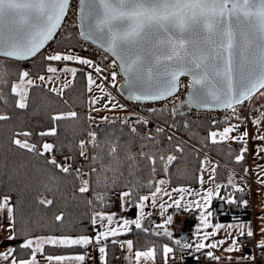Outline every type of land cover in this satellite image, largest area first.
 Listing matches in <instances>:
<instances>
[{
	"label": "snow or ice",
	"instance_id": "obj_1",
	"mask_svg": "<svg viewBox=\"0 0 264 264\" xmlns=\"http://www.w3.org/2000/svg\"><path fill=\"white\" fill-rule=\"evenodd\" d=\"M72 0H0V103L8 104V99L3 88L7 85L9 70L6 67L9 61H27L40 57L44 61V72L38 75L37 79L41 84H36L30 78L29 70L19 72V81L11 84V95L16 97L15 107L26 109L28 107L29 91L32 88L44 87L47 91L63 97L64 92L72 87L77 77V73L83 71L81 68L69 67V62H75L86 66L90 71L85 72L86 90L91 93L95 87L101 95L89 96L90 126L94 129L99 125L95 122L92 111L123 109L125 106L119 104L111 93L106 91V85L111 83L115 87V82L119 74L125 77L124 83L128 85V99L137 102H163L176 97L182 87L181 78L189 77L187 88L188 98L184 102L188 108H222L231 110L233 116L240 123L231 124L222 129L209 130L206 139L211 144L224 143L229 140L242 142L244 147L239 150L235 160L237 163L243 161L248 152L247 138L249 132L244 131L240 135L236 133L246 119H251L252 123L259 126L264 120V105L259 108L252 107L250 112H260L258 116L243 117L239 115V107L254 98H264V0H77V20L78 35L82 40L96 44L109 54L112 59L105 67H101L90 58L76 54L72 48L66 51H50L44 54L46 45L52 41L57 32L64 25L66 17L71 11ZM107 59V55L104 57ZM54 62L62 67L53 66ZM119 68V73L114 70ZM108 74L105 75L104 73ZM58 73H68L71 80H66L62 86L48 87L49 83L59 80ZM67 103V101H65ZM100 105V107H97ZM183 106V105H181ZM165 111H170L171 116L183 115L179 112L175 102L169 108L168 103H164L161 108H148L147 112L153 115ZM79 113L75 110L68 112H58L51 116L53 126L35 133L38 137H55L58 132L59 121L76 120ZM11 117L7 112H0V121H8ZM225 117V122L228 121ZM101 122L116 124L119 122V134L116 130L108 132L103 141L98 139V131L92 130L87 133L88 139H80L77 145L78 153L84 160L88 159V148L99 149L92 156L93 164L100 162V172L112 171L124 175L121 169L127 167L128 176L136 177L138 172L148 170L153 179L146 183L136 178L124 186V190L119 193L121 201V211L126 212L129 207H135L139 211V216L135 219H123L122 223L116 221V213L105 212L103 210L94 211L91 224L94 234H66L32 236L25 239L18 247L29 250L27 258H18L17 246H9L6 251L0 252V259L6 264H41L37 259L38 254L43 256L45 264H84L86 256L89 255L87 249L95 245L100 264H107L108 241L112 244L119 243L121 248H127L130 254L126 259L128 264H154L157 257V247L149 246L144 250L134 251L133 240L118 241L116 237L122 235L123 231H131L129 225H135L136 229L143 232H153L156 236L173 237L170 225L174 221V215L167 213L168 209L175 212L190 211L192 208L200 212V224L197 225V241L195 244L183 242L181 239L174 241L175 245L182 250H192L190 253L195 259L199 256L195 253L205 249H216L225 244V239L213 240L206 243L209 238L215 237L220 229H237L236 234L226 233V238L231 241L227 248V253L240 252L244 248V240L252 239L256 233L253 231L251 221L245 224L224 225L221 223L211 224L210 218L213 216L211 204L213 196L218 195L221 188H227L233 184L232 176H229L227 184H215L213 188H208L204 195L199 192L198 200H186L185 195H193L191 188L179 187L171 191L181 193L178 197H173L171 192L160 187L169 183L165 179L155 180L157 173V163L161 165L165 175L169 174L170 167L177 161L175 154L164 155L163 148L160 147V136L165 129L156 126L154 129L148 128L150 120L145 115L130 113L125 117H101ZM213 126L218 124L213 120ZM185 128L189 127V122H183ZM128 129V139L124 140L123 129ZM143 127L142 133L138 129ZM170 127L175 128L173 123ZM33 135L30 131L16 132L13 134L11 143L17 148L27 151L39 157H46L45 164L52 169L63 173L65 176L74 175L80 180L77 191L80 194H87L90 191L89 179L84 177L90 175L82 171L81 167L73 168V157H64L58 161L53 154L57 150L54 142L45 141L42 145L30 142ZM20 137H24L21 139ZM175 139L173 134L167 135V140L171 143ZM254 139L264 141V135H257ZM139 141V151L133 152L132 148ZM186 144L183 142L175 145V152L183 155ZM107 151L109 164H103L102 153ZM194 151H199L194 149ZM264 152V147L258 146L255 155ZM207 163H213L205 156L200 163V182L203 183V172ZM218 167L213 163L210 180H215V171ZM257 167H260L257 165ZM249 170L244 169L247 173ZM96 167L92 168V173L96 175V186L105 188L114 187L116 179L109 184L106 176H101ZM52 181L59 180L52 175ZM155 180V183H153ZM258 184L264 188V177L257 176ZM131 184V186H129ZM45 188L51 190L47 184ZM142 187L149 189L148 195H139L138 201L133 202V193ZM154 191H151L152 188ZM236 191H243L237 188ZM163 193L171 201L167 205L160 203V215L165 217L163 223L156 224L154 229L142 226L141 221L151 213H145L146 202L151 198V206L157 205V194ZM93 199L99 203L101 209L108 206L110 197L107 192H97ZM226 199L229 204L237 203L234 195ZM38 203L48 207L54 204V199L41 198ZM89 204L92 201H88ZM247 207L248 200L239 202ZM7 212V230L12 233L8 237L9 241L17 239L16 232V206L12 203L11 195L0 197V221L3 213ZM264 211V209H262ZM65 213L55 215L56 221H63ZM234 220L238 218L234 217ZM260 239L256 242V248L264 255V216L258 218ZM201 226L205 229L211 227V231L201 232ZM162 230V231H161ZM46 246L53 248H82L83 253L73 254H46ZM206 258L219 261L220 256L213 251L204 253ZM162 256L164 264L170 258H175V249L169 244L162 245ZM183 258V256L181 257ZM255 255L245 254L237 260L255 261ZM229 261L232 256H228Z\"/></svg>",
	"mask_w": 264,
	"mask_h": 264
},
{
	"label": "trees",
	"instance_id": "obj_2",
	"mask_svg": "<svg viewBox=\"0 0 264 264\" xmlns=\"http://www.w3.org/2000/svg\"><path fill=\"white\" fill-rule=\"evenodd\" d=\"M85 41L78 35L77 28L73 26L62 27L55 38L49 42L46 48L43 50L44 54L50 51H66L68 48L81 56L90 58L92 60L105 63L104 58L107 54L101 52L97 47L92 44L86 43L81 46ZM109 55H107L108 57ZM44 61L38 56L30 61H9L6 67L9 70L7 76V85L4 86L3 91L8 99V104L5 105L0 103V112H7L11 117L8 121H0V197L4 195H11L12 203L16 206V232L17 239L13 240V245L17 246L16 255L18 258H25L29 255V250L20 249V245L25 239L31 236L38 235H66V234H91L93 226L91 224V218L94 211H111L115 207L117 195L124 190L126 183L130 181L134 182L136 178H139L142 182H147L153 179L148 170L138 172L136 177L128 176L127 167L121 169L124 172L123 176L119 175V172L113 173L108 171L107 173L100 172V162L93 164L92 156L99 151V149H93L89 147L88 158L84 160L79 156L77 145L80 139H88L87 133L92 130L98 131V139L103 141L105 135L108 132L116 130L119 134L120 124H109L101 122V118L95 117V122L99 125L97 128L90 126L88 120L89 115V99L86 90V78L85 72L88 71L86 66L79 65L77 68L83 69L77 73L72 87L64 92L63 97L57 96L44 87L32 88L29 91L28 96V107L26 109H17L15 107L16 97L11 95V84L19 81V72L22 70H29L31 76H37L45 74L44 72ZM122 75L119 76L116 89L124 99L126 96L121 92L120 86L123 82ZM41 84V83H36ZM50 88V87H49ZM67 101V103H65ZM186 96L177 100H169L161 103L157 108L163 107L164 103L169 104V108L173 102L182 112L183 115L171 116L170 111H165L162 115L157 113L153 117L163 124L172 125L176 124L178 133L181 136L187 138L189 142L175 137V139L169 143L167 140V133L164 132L160 136V147L164 150L165 157L168 154L177 155V161L170 167L169 174L165 175L163 168L157 163V173L155 180H159L165 177L169 181L168 185L171 187L189 186L200 183V163L204 160V157L211 155L218 159L216 164L218 167L215 171V182L227 184L229 176H232L233 183L239 180L238 174H246L244 169L248 167L249 154L247 152L245 159L239 163L236 162L235 157L239 154V150L244 147L242 142L227 141L219 144H211L206 137L208 131L213 128L223 126L227 122H218L216 126H213L210 118H202L196 116L189 118L188 113L191 109L184 103ZM257 106L264 105V98H255ZM183 105V106H181ZM75 110L79 113V118L76 120H62L59 121L58 132L55 137L45 136L38 137L35 133L51 128L53 123L51 116L58 112H68ZM129 114L118 113L110 117H125ZM187 120L189 127L185 128L183 122ZM157 125L150 122L148 128L154 129ZM140 132H144L143 127L138 129ZM30 131L33 135L29 138L30 142H34L38 145H42L45 141L54 142L57 145V150L53 153L55 157L58 156H71L73 157V168L81 167L83 172L89 171L90 174V191L87 194H80L77 189L80 186V180L74 175L65 176L63 173L52 169L51 166L45 164L46 157H39L34 154L28 153L27 151L17 148L11 143L13 134L16 132ZM125 136L124 140L128 139V129H123ZM24 139V137H20ZM184 143L187 145L183 155L179 152H175V145ZM248 145V142H247ZM248 148V146H247ZM194 149L199 150L194 151ZM133 152L139 151V141L132 148ZM104 159L103 164L107 166L109 159L107 157V151L102 153ZM96 167L97 171L100 172L101 176H106L109 184L115 178L116 184L114 187L105 188L103 186H96V175L91 174L92 168ZM248 169V168H247ZM55 175L59 178L57 181L49 179L50 176ZM153 180V183H155ZM45 184L51 188H45ZM235 185V184H234ZM233 184L227 188H224V194L213 197V203L218 201H225L226 199H220V197H229L234 195L237 203L229 204L226 202L225 209L221 212L217 210V207L213 205V216L214 221H230L236 217L242 219L245 217H251L250 204V189L244 187L243 191H236L237 187ZM131 186V184H129ZM153 187L151 191H154ZM97 192H107L110 197L108 206L101 209L99 203L93 196ZM149 189L142 187L138 191L133 193V202L138 201L139 195H148ZM41 198L54 199L52 206L45 207L38 203ZM248 200L249 204L247 207L240 204V201ZM88 201H92L91 204ZM65 213L63 221H56L55 215ZM188 219L187 223L190 221ZM124 238H129L134 242V250L146 249L149 246L155 245L157 247L158 263L163 262L162 256V245L169 244L175 249V252L181 256L190 255L187 260L193 261L194 256L190 253H194L192 250H182L180 246L175 245V236L169 238L161 235L156 236L153 232L145 233L142 229H136L132 227L131 231H128L122 235ZM186 242L182 240V243ZM83 250L82 248H53L46 246V254H68L75 253ZM121 251L119 243L112 244L108 241V255L107 264H113V261L117 254ZM197 255V253H195Z\"/></svg>",
	"mask_w": 264,
	"mask_h": 264
},
{
	"label": "crops",
	"instance_id": "obj_3",
	"mask_svg": "<svg viewBox=\"0 0 264 264\" xmlns=\"http://www.w3.org/2000/svg\"><path fill=\"white\" fill-rule=\"evenodd\" d=\"M82 57H84V56H82ZM54 63H56V62H54ZM69 64H72L74 66H78V65H75L72 62H69ZM88 71H90V69H88ZM91 93H92V95H95V96H99L101 94L100 91L97 90L95 87L93 88ZM119 103L121 104L120 101H119ZM119 109H121V108H119ZM92 112H93L94 116L95 115L97 116V118H101L102 117V114H101L102 110H100V111H92ZM240 122L241 121L229 122V123L236 124V123H240ZM229 123H226L223 126H220L218 128L222 129L223 127L228 126ZM250 126H251V122L249 124L243 122L242 127L236 133L233 134V135H237L238 136L242 132H244L245 130L249 132V137L247 138V142H248L247 146H248V154H249V158H247L248 159V167L247 168H248L249 171L246 174H242V175L238 174L240 179L234 181L233 185L235 184L234 186L237 187V188H241L242 186H243L242 188L249 187V189H250V198H249L250 199V204H249V207L251 209V211H250L251 212V217L250 218L249 217H245V218H242V219L230 220V221H214L212 219V217H211L210 221H211L212 225H215L216 223H221V224H224V225H228V224H236L238 222H244L245 224H247V222L251 221L253 231L256 233L254 238L256 239V241H258L260 239L259 226H260V223H261V221L258 218L260 216H264V211H262V209H264V188H262L258 184L257 176L259 175L260 177H264V160L260 159L263 152H260V154L257 156V155H255V151H256L258 146L264 147V141L254 139V137L257 135V132H259L260 135H264V120L261 121L259 126L255 125V127L253 129H251ZM216 128H213L212 130H216ZM230 141H232V140H230ZM232 142H235V141H232ZM208 159H209V161H211V162H213L215 164L218 161L217 158L211 157L209 155H208ZM213 163H211L212 168H213ZM257 165H259L260 167H257ZM249 173L251 174V178H252V183L251 184L249 182H247V177H248ZM88 179H89V176H88ZM215 184L224 185L223 183H217L214 180H210L209 183H207L203 187V190L206 191L208 188H213ZM193 186H195L194 188H196V189L201 187L200 183H198L196 185H193ZM222 194H224V188H221L219 194L218 195L214 194V196H219V195H222ZM118 197H119V194L117 195L116 200L118 199ZM220 203H222L224 205H221ZM213 205H215L217 207L218 211L222 212L225 209L226 202L224 200L223 201L221 200V201H218L217 203L214 204L213 201H212V204H211V210L212 211H213ZM105 212H109V213L114 212V213H116V216L114 217L113 226H116V223H115L116 221H119L120 223H122L123 219H129V217L127 215H125L121 211V209L119 207H116V206L114 207L113 210L105 211ZM193 213H194V211L191 214H193ZM192 216L193 215L190 216L191 219H192ZM179 218H181V219H179ZM184 219H186V218L183 217V216L182 217H176V216L174 217V221H173L172 225L174 224L173 226L175 228H173L172 225L170 227V230L173 231V236L178 238L177 230H175V229L177 227H179V226L175 222L183 221ZM191 219H190V221H191ZM193 219H194V216H193ZM190 221H189V223H190ZM7 223H8L7 212L5 211L3 213L2 221H0V228L6 229L7 228ZM130 226H133V225H129L128 227L130 228ZM142 226L151 229V226H149L148 224H146L144 222H142ZM130 229H132V227ZM208 230L211 231L212 228L209 227ZM93 231H94V229H93ZM93 231L89 235H93L94 234ZM236 231H237V229H235V228H233V229L223 228V229H220L217 232L215 237H211V238H209L208 241H205L206 243H210L213 240L225 239V244L221 245L219 248H216V249H205V250H201V252H199L201 254H204L206 251H209V250L213 251L215 253V255L221 257V259L219 261L213 260L211 258H207V260H205V261H200V260H197V259L194 258V260L190 262V261L187 260V258L190 255L183 256V258H181L182 256L175 252V258H170L168 260L167 264H243L242 260L238 261L237 258L238 257H242L245 254H248V252H246L244 249L242 251H240V252H233V253H227V252L224 251V249L227 248L228 245L231 243V241L226 238V233L231 232L233 235H235ZM122 232L126 233L128 231H123L122 230ZM10 235H12L11 232H9L7 230H0V252L6 251V249L9 246H14L13 245V241H9L8 240V237ZM38 236H47V235H38ZM28 238H30V237H28ZM110 238H109V240L111 241L113 238H111V239ZM126 240H130V239L129 238H120L118 241H126ZM139 250H144V249H139ZM85 251L86 250L83 249V250L77 251L75 253H83ZM87 252L89 253V255L86 256V259L87 258H93L95 264H100L99 253H98L95 245H93L89 249H87ZM119 253H123L125 255L124 256L125 257L124 264H128V260L126 259V257H128L130 254L128 253L126 246H125V248H121V251ZM199 253H197V255ZM68 254H73V253H68ZM228 256H232V260L231 261H229L227 259ZM25 258H27V257H25ZM37 259L41 262V264H45L43 256L38 254ZM0 264H6V262L3 261L2 259H0ZM154 264H164V260H163L162 263H158L157 260L155 259Z\"/></svg>",
	"mask_w": 264,
	"mask_h": 264
},
{
	"label": "built area",
	"instance_id": "obj_4",
	"mask_svg": "<svg viewBox=\"0 0 264 264\" xmlns=\"http://www.w3.org/2000/svg\"><path fill=\"white\" fill-rule=\"evenodd\" d=\"M77 0H73L72 1V6H71V11L68 14V17H66L65 21H64V25L63 26H73V27H77ZM87 42H84L81 44V46L86 45ZM112 57H107L106 62L105 63H100L99 61H96L97 63L100 64V66L103 68L105 67V65L109 64L111 61ZM116 70L119 73V68L117 67ZM105 75H107L108 73L105 72ZM120 76V74L117 76V78ZM189 82V77H182L181 78V84L182 87L180 88L179 92L177 93L176 97L172 98L173 100H177L181 99L182 97L186 96L187 92H188V88H187V84ZM116 84V82H115ZM106 90H108L109 92H111L112 94H114L115 96L118 97V99H121L123 102V105L125 106L123 108V110H125V112H127L128 114L130 113H137L139 115H145L149 118L150 122H153V124H156L160 127H163L165 129V132L167 133V135L169 134H173L176 137H179L187 142H190L187 138H185L184 136H181L180 133H178L177 128H173L170 127L169 124H163L161 121L155 119L153 117V114L148 113L147 109L148 108H157L161 103L159 102H151V103H138V102H133V101H129L124 99V97H122L118 91L115 89V87L111 86V83L106 85ZM92 93H89V96H91ZM258 104H256L255 98L253 99V101L247 102L245 105L239 107L238 111H239V115L243 116V117H250V116H258L260 115V112H250V108L252 107H256L259 108V106H257ZM196 116L202 117V118H210L211 120H215L217 122H225V117H228V121L227 122H236L239 121L237 120V118L235 116H233L231 110H224L222 108L220 109H215V110H203V109H193L188 113V117L189 118H194ZM244 123L249 124L251 122V119H246L245 121H243ZM89 149V148H88ZM262 160H264V152L262 153L261 158ZM89 160V158L87 159V161ZM252 162V161H251ZM85 173H89L85 172ZM89 176V175H88ZM249 182L252 183V179L249 178ZM244 243V250L246 252H248V254H252L255 255V261H245L242 260L243 264H264V255L261 254V250L256 248V239L253 237L250 240H244L242 241ZM125 255L123 253H119L114 261L113 264H124L125 262ZM199 260L200 261H205V256L203 254H199ZM84 264H95L94 260L92 258H87L84 261Z\"/></svg>",
	"mask_w": 264,
	"mask_h": 264
},
{
	"label": "rangeland",
	"instance_id": "obj_5",
	"mask_svg": "<svg viewBox=\"0 0 264 264\" xmlns=\"http://www.w3.org/2000/svg\"><path fill=\"white\" fill-rule=\"evenodd\" d=\"M72 63H74L75 65H78L79 66V64H77V63H75V62H72ZM53 66H56V67H62V65L61 64H56V63H54V65ZM69 67H78V66H74V65H72V64H69L68 65ZM46 74V73H45ZM58 76H59V80L58 81H54L53 83H49L48 84V87H53V86H57V87H59V86H62V84L66 81V80H71V75L70 74H68V73H58L57 74ZM30 78L31 79H33L34 81H35V83H41L38 79H37V76H30ZM118 80H119V77L117 78V80H116V82L118 83ZM18 82V81H17ZM115 85H117V84H115ZM115 89H116V86H115ZM117 90V89H116ZM107 92H109L108 90H106ZM109 93H111V92H109ZM87 95H88V99H89V92H87ZM101 95V94H100ZM114 98H115V100L119 103V101L121 102V104L123 105V102H122V100L121 99H118V97L117 96H115L114 94H111ZM119 100V101H118ZM120 104V103H119ZM100 105H98L97 107H99ZM90 111V110H89ZM118 113H123L122 111H121V109H119V108H116V110H114V109H112V110H103L102 109V112H101V114H102V117H104V116H109V115H117ZM91 114H93V112H91ZM96 116V115H95ZM255 127V124H253L252 123V121H251V126H250V128L251 129H253ZM253 133V132H252ZM254 134V133H253ZM64 157H68V156H58V157H56V159L58 160V161H60V160H63V158ZM209 160V159H208ZM212 173V166H211V163H207L206 164V169H205V171L203 172V183H201L200 182V186L201 187H199L198 189H196V188H194L195 186H193V185H189V186H179V187H186V188H191L192 189V191H193V195H191V196H189V195H187V194H183V195H185V197H186V200H198V199H200V197L199 196H196L195 195V193H197V192H199L200 194H201V196L202 195H204L205 194V192L206 191H204L203 190V187L207 184V183H209V181H210V179H209V177L212 175L211 174ZM249 177H251V174L249 173V175H248ZM85 179H88V175L87 176H85L84 177ZM161 179H165L166 180V178L165 177H162ZM160 187H162V188H164V189H167L169 192H171V195L173 196V197H178V196H180V195H182L181 193H177V192H172L171 190L172 189H174V188H179V187H171V186H169L168 185V183H166V184H164V185H160ZM171 201L169 200V197L168 196H165V195H163V193H159V194H157V205L155 206V207H153V206H151V198L149 199V201H147L146 202V207H145V209H144V212L145 213H151V216H147L145 219H143L142 221H141V223L142 222H144V223H146V224H148L149 226H151V229H154L155 228V225L156 224H161V223H163V220L165 219V217H162L161 215H160V212H161V209H160V207H159V204L160 203H164L165 205H167L168 203H170ZM116 207H119L120 209H121V201H120V199H119V197H118V199L116 200V204H114ZM191 212L192 211H194V213L193 214H191V215H193L194 216V219H193V216H192V219H191V221H190V223L188 224L187 223V227H186V229H185V232L186 233H189L190 234V236L192 237L190 240H185L186 242H190V243H193V244H195V242L197 241V236L195 235V233H196V231H197V225L198 224H200V212H199V210H197V209H195V208H192L191 210H190ZM190 211H188V212H184L183 210L182 211H180V212H175V210L174 209H168V211H167V213L165 214V216L166 215H168V214H173L174 215V217L176 216V217H185V218H187V220H188V218L190 217L189 215H187L188 213H190ZM125 215H127L128 217H129V219H135V218H137L138 216H139V211H138V209L137 208H135V207H129V210L128 211H126V212H123ZM179 219H181V218H179ZM184 220H186V219H184ZM131 227H135V225H133V226H130V228ZM170 227H171V225H170ZM162 231V230H161ZM203 231H209L208 230V228L207 229H205V228H203L202 226H201V232H203ZM94 232V231H93ZM125 232H122V235L124 234ZM122 235H120V236H118V237H116L115 239H117V240H119L120 238H124V237H122ZM111 239V238H110ZM93 259V258H92Z\"/></svg>",
	"mask_w": 264,
	"mask_h": 264
},
{
	"label": "water",
	"instance_id": "obj_6",
	"mask_svg": "<svg viewBox=\"0 0 264 264\" xmlns=\"http://www.w3.org/2000/svg\"><path fill=\"white\" fill-rule=\"evenodd\" d=\"M78 22V21H77ZM58 33V32H57ZM57 35V34H56ZM55 35V36H56ZM55 38V37H54ZM51 42V41H50ZM88 43H90V44H92L91 42H88ZM49 44V43H48ZM92 45H94V46H96L97 48H99V46L98 45H96V44H92ZM47 46V45H46ZM100 50H102L103 51V49H101V48H99ZM104 52V51H103ZM110 56V55H109ZM30 60H32V59H29V60H27V61H30ZM121 75H122V77H123V79L125 80V77L123 76V74L121 73ZM187 77V76H186ZM124 80H123V82H122V84L121 85H119L120 86V89H121V92L124 94V96H126L127 97V99H128V96H129V88H128V85H126L125 83H124ZM188 92H189V90H188ZM188 92H187V94H186V100H187V98H188ZM130 100V99H129ZM131 101H133V100H131ZM134 102H137V101H134ZM142 103H149V102H142ZM191 109H203V110H214V109H217V108H209V109H205V108H196V107H192ZM218 109H220V108H218ZM221 205H224V204H222V203H220ZM182 211V210H181ZM193 212V211H192ZM191 211H190V213H188L187 215H189V216H191L190 214L192 213ZM186 220H187V218H186ZM178 226H179V228H178V230H177V234H178V232H180V234H181V236L179 237L181 240H190L191 239V236H190V234L189 233H186L185 232V229H186V227L188 226V225H185L186 223L183 221H177V222H175Z\"/></svg>",
	"mask_w": 264,
	"mask_h": 264
},
{
	"label": "flooded vegetation",
	"instance_id": "obj_7",
	"mask_svg": "<svg viewBox=\"0 0 264 264\" xmlns=\"http://www.w3.org/2000/svg\"><path fill=\"white\" fill-rule=\"evenodd\" d=\"M183 221L186 223L185 225H187V220H183ZM183 221H182V222H183ZM173 225H174V224H173ZM173 225H172V227L175 228ZM178 228H179V227H177L175 230H178ZM180 236H181V234H180V232H178V237H180Z\"/></svg>",
	"mask_w": 264,
	"mask_h": 264
}]
</instances>
